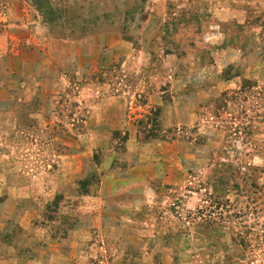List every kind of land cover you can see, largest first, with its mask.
<instances>
[{
    "label": "rangeland",
    "instance_id": "rangeland-1",
    "mask_svg": "<svg viewBox=\"0 0 264 264\" xmlns=\"http://www.w3.org/2000/svg\"><path fill=\"white\" fill-rule=\"evenodd\" d=\"M0 264H264V0H0Z\"/></svg>",
    "mask_w": 264,
    "mask_h": 264
}]
</instances>
